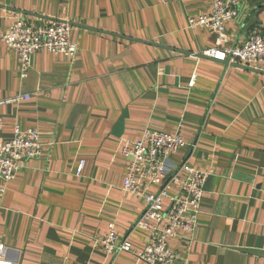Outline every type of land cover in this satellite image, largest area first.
Here are the masks:
<instances>
[{"label": "crops", "instance_id": "obj_1", "mask_svg": "<svg viewBox=\"0 0 264 264\" xmlns=\"http://www.w3.org/2000/svg\"><path fill=\"white\" fill-rule=\"evenodd\" d=\"M210 0H0L2 137L35 128L41 154L0 180V244L16 264H147L108 254L115 223L142 249L135 228L144 200L125 192L126 143L147 128L189 143L171 160L209 172L192 236L169 242L177 264H264V63H225L203 52L216 37L190 27ZM16 17L72 22L74 57L38 50L25 76L2 36ZM264 34V0H240L230 44ZM85 164L80 173V162ZM4 188V191H1Z\"/></svg>", "mask_w": 264, "mask_h": 264}, {"label": "built area", "instance_id": "obj_2", "mask_svg": "<svg viewBox=\"0 0 264 264\" xmlns=\"http://www.w3.org/2000/svg\"><path fill=\"white\" fill-rule=\"evenodd\" d=\"M210 1L211 12L189 18L190 27L207 28L216 37L214 46L203 54L220 62L248 67L257 68L264 63V34L260 31H254L241 44H230L227 24L237 15L240 0ZM72 32L73 26L68 21L32 22L25 17H16L2 40L18 52L20 70L25 76L38 50L76 56L79 47ZM30 97L23 94L0 100V104ZM2 129L3 119L0 117V180L7 184L17 177L25 161L41 154L43 144L38 129L16 126L10 140L3 139ZM188 144L180 134L147 128L141 138L123 145L122 153L129 158L123 190L144 200L135 228L146 233L147 241L142 249L134 248L128 237L118 236L112 222L102 241L108 254L129 252L147 264H177L181 261L182 256L169 247V242L179 236H192L196 231L205 184L210 175L193 167L188 160H171ZM84 164L82 160L78 173ZM0 264H16L5 256L3 244H0Z\"/></svg>", "mask_w": 264, "mask_h": 264}, {"label": "water", "instance_id": "obj_3", "mask_svg": "<svg viewBox=\"0 0 264 264\" xmlns=\"http://www.w3.org/2000/svg\"><path fill=\"white\" fill-rule=\"evenodd\" d=\"M70 23H71V25H74L72 22H70ZM225 63H229V62H228V61H226ZM210 179H211V176H209V177H208V180H207V182H206L207 184H209V183H210Z\"/></svg>", "mask_w": 264, "mask_h": 264}]
</instances>
